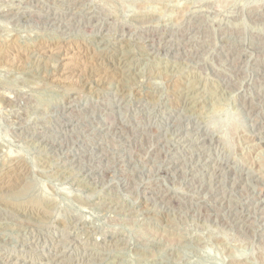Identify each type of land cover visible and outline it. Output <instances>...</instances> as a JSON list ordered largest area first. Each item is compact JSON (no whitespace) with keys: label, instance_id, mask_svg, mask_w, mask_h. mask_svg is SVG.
Returning <instances> with one entry per match:
<instances>
[{"label":"rangeland","instance_id":"374dc122","mask_svg":"<svg viewBox=\"0 0 264 264\" xmlns=\"http://www.w3.org/2000/svg\"><path fill=\"white\" fill-rule=\"evenodd\" d=\"M0 264H264V0H0Z\"/></svg>","mask_w":264,"mask_h":264},{"label":"bare ground","instance_id":"6f19581e","mask_svg":"<svg viewBox=\"0 0 264 264\" xmlns=\"http://www.w3.org/2000/svg\"><path fill=\"white\" fill-rule=\"evenodd\" d=\"M56 258V257H55Z\"/></svg>","mask_w":264,"mask_h":264}]
</instances>
